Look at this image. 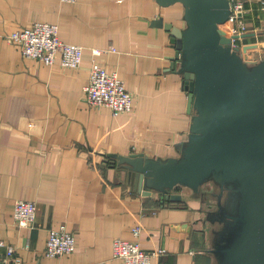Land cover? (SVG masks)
Wrapping results in <instances>:
<instances>
[{
	"label": "crops",
	"instance_id": "0c3cea01",
	"mask_svg": "<svg viewBox=\"0 0 264 264\" xmlns=\"http://www.w3.org/2000/svg\"><path fill=\"white\" fill-rule=\"evenodd\" d=\"M243 1L249 30L239 43L259 60L264 6ZM183 15L181 3L157 0H0V239L16 247L21 264H123L114 240L133 239L138 223L144 249H166L151 264H216L199 221L201 203L190 190L177 188L180 201L139 193L112 156L166 158L187 140L190 93L172 67L171 31L154 24L162 18L184 27ZM37 21L58 23L63 40L84 46L78 67L29 59L6 38ZM94 60L125 80L134 95L131 112L114 114L86 100ZM19 199L37 203L30 226L16 221ZM61 224L74 232L77 247L47 256L49 231ZM5 251L0 264H6Z\"/></svg>",
	"mask_w": 264,
	"mask_h": 264
},
{
	"label": "water",
	"instance_id": "95a60500",
	"mask_svg": "<svg viewBox=\"0 0 264 264\" xmlns=\"http://www.w3.org/2000/svg\"><path fill=\"white\" fill-rule=\"evenodd\" d=\"M157 1L184 7V27L154 24L173 36L172 67L190 93L189 135L178 155L112 156L139 193L180 201L177 188L190 190L216 264H264V56L250 60L232 47L222 27L230 0Z\"/></svg>",
	"mask_w": 264,
	"mask_h": 264
},
{
	"label": "built area",
	"instance_id": "2783aa9c",
	"mask_svg": "<svg viewBox=\"0 0 264 264\" xmlns=\"http://www.w3.org/2000/svg\"><path fill=\"white\" fill-rule=\"evenodd\" d=\"M74 2L76 0H65ZM264 6V0H261ZM231 14L222 25L225 32L232 38V47H239V41L248 32L249 26L245 20L246 6L243 0H230ZM228 25V26H227ZM6 38L21 48L23 55L29 59H37L47 65H53L58 60L65 67H78L83 61L84 46L63 40L60 37L58 23L37 21L29 26L7 33ZM103 49H94V54H101ZM243 53V51H242ZM244 54V53H243ZM250 60L255 58L244 54ZM86 100L95 107L108 106L114 114L131 112L134 107V95L129 90L124 79L117 72L109 70L98 61L92 62L89 82L85 86ZM36 201L19 199L15 203V218L20 226H30L37 214ZM143 225L136 224L133 228L134 238L117 237L114 240V254L123 264H151L155 256L162 255L166 249L161 247L148 251L143 248L140 237ZM6 248L3 261L9 264H21L22 259L16 252V247L0 239V249ZM77 247L76 236L67 225L61 224L49 231L45 253L47 256L59 257L73 252Z\"/></svg>",
	"mask_w": 264,
	"mask_h": 264
},
{
	"label": "rangeland",
	"instance_id": "374dc122",
	"mask_svg": "<svg viewBox=\"0 0 264 264\" xmlns=\"http://www.w3.org/2000/svg\"><path fill=\"white\" fill-rule=\"evenodd\" d=\"M182 187H183V186H182ZM208 187H210V186H209V185H205V186H204V188H208ZM212 204H213V207H214V206H215V202L213 201Z\"/></svg>",
	"mask_w": 264,
	"mask_h": 264
},
{
	"label": "bare ground",
	"instance_id": "6f19581e",
	"mask_svg": "<svg viewBox=\"0 0 264 264\" xmlns=\"http://www.w3.org/2000/svg\"><path fill=\"white\" fill-rule=\"evenodd\" d=\"M107 108V107H106Z\"/></svg>",
	"mask_w": 264,
	"mask_h": 264
}]
</instances>
